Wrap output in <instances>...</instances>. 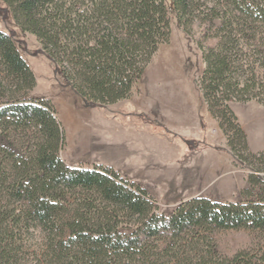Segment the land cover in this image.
<instances>
[{
  "label": "trees",
  "instance_id": "trees-1",
  "mask_svg": "<svg viewBox=\"0 0 264 264\" xmlns=\"http://www.w3.org/2000/svg\"><path fill=\"white\" fill-rule=\"evenodd\" d=\"M0 1L18 27L37 38L85 102L109 104L128 97L158 46L170 38L168 0H77L76 9L59 0ZM193 1L171 0L184 27L194 16ZM225 1L207 5L218 41L201 46L205 66L198 85L229 151L246 162L236 148L238 144L248 153L246 136L229 102L254 99L264 104L259 97L264 86L256 80L257 68L264 69V53L251 61L240 49L245 32H253L254 38L263 33L256 42L264 46V0ZM34 86L35 77L12 35L0 30V130L31 131L32 141L24 156L0 145L6 160L0 164V198L4 190L6 199L0 203V264H13L9 228L21 219L44 226L48 252L43 255L56 257L57 264H264V256L245 251L219 255L212 237L220 229L264 228L263 196L246 202L197 196L182 201L168 217L156 213L147 192L113 169L71 167L60 159L61 123L50 102L29 96ZM63 189L80 192L66 217L58 213L67 202L59 194ZM122 223L131 226L130 233L119 230ZM63 227L67 235L51 239ZM154 237L155 243L149 240Z\"/></svg>",
  "mask_w": 264,
  "mask_h": 264
},
{
  "label": "rangeland",
  "instance_id": "rangeland-1",
  "mask_svg": "<svg viewBox=\"0 0 264 264\" xmlns=\"http://www.w3.org/2000/svg\"><path fill=\"white\" fill-rule=\"evenodd\" d=\"M76 1L59 0V3H64L66 7L74 4L76 9ZM218 1L222 5L226 4L225 0H194L193 3L197 5L194 8V16L188 18L192 19L191 23L184 27L178 22L171 8V0H168L171 29L169 41L158 46L129 96L109 104L85 102L77 95L61 70L41 50L37 38L22 31L10 10L0 1V30L12 35L18 51L35 77V86L29 91V96L47 100L56 110L64 133L58 156L65 164L78 168L106 166L116 171L122 179L130 181L112 167L113 163L110 162L119 163L120 160L118 161L115 155V159L112 157L108 147L112 146L113 139L122 140L121 129L126 120L156 126L160 123L163 156L166 152L172 153V156L169 155L170 159L176 162V171L173 168H168L167 172L162 171V182L159 188H156L155 196L139 182L130 181L147 192L156 207V213L168 217L182 201L197 196L220 202H246L264 197V104L254 99L229 102L246 136L248 153L242 151L240 145L237 144L236 147L238 155L247 157L244 162L229 151L225 134L217 119L208 113L198 85L205 66L201 46L209 48L218 41V31L214 26L216 21H213L210 28L211 22L209 16H206L207 5L210 7ZM242 37L245 45L239 47L242 49L240 53L246 60H258L261 55L259 53H264V46L258 45L256 39L263 37V33H256L254 38L253 32H245ZM256 74V80L264 86V69L257 68ZM259 89L261 90V87ZM262 91L259 92V97H264V87ZM179 118L187 120L185 132L193 137L182 136L169 127L170 122L175 123ZM30 133L31 131L15 134L13 131L0 130V145L12 149L16 155L24 156L28 151L27 147L32 143ZM198 134H201V137H196ZM209 149L218 153L225 151L230 155L232 167L229 173H220L205 183H197L190 171L184 176L178 174L183 164L195 167L194 162L205 161L202 157ZM5 161L2 160L0 150V164L4 166ZM251 166L259 171L252 170ZM251 175L255 177L252 182L249 181ZM144 177L142 172L141 179ZM144 182L150 185V188L153 186L149 180ZM59 194L64 195L67 202H62L64 206L58 208V213L66 217L73 212L74 198H79L80 192L71 193L63 189ZM1 195L0 203H4V190H1ZM12 203L17 205L15 200H12ZM130 227L127 223H122L119 230L122 233H130ZM9 230L10 236L13 234L10 239L11 251L15 254L14 257L13 253L10 255L13 264H57L56 257L50 255L46 256V259L43 255L48 252L47 230L44 226L21 219L19 224L14 223ZM61 235H67L66 228L56 230L50 237L52 239ZM212 237L214 248L219 255L232 256L236 252L245 251L259 259L264 256V228L220 229L214 231ZM149 240L156 242L155 237ZM75 242L74 240L70 244L72 248L76 245Z\"/></svg>",
  "mask_w": 264,
  "mask_h": 264
},
{
  "label": "crops",
  "instance_id": "crops-1",
  "mask_svg": "<svg viewBox=\"0 0 264 264\" xmlns=\"http://www.w3.org/2000/svg\"><path fill=\"white\" fill-rule=\"evenodd\" d=\"M186 121L185 119L179 118L175 123L170 122L169 127L182 136H188L189 134L184 129V126L187 125ZM140 124L137 121L126 120L121 129L122 140L113 139L112 146H109L106 141V146H109L108 148L111 151L112 157L115 155L117 157L116 159L118 161L120 160L119 163L110 162L113 163V166L111 164L109 165L130 181L139 182L143 187L151 191V193H154L153 196H155L157 195L155 193L156 188H159V184L162 182V171L165 172L168 168H173L176 171V162L170 159V155L172 156L171 152H166L163 156L161 124L158 123L157 126L146 122L145 124ZM201 134H198L196 137H201ZM173 152L175 153V150ZM202 159L205 160L202 163H197L198 161L194 162L195 167L190 164H183V168L178 174L184 176L187 171H190L194 175V180L197 179V183H202V181L205 183L209 179L217 177L220 173H229L232 167V159L225 151L224 153H218L216 150L209 149L204 153ZM142 172L145 175L143 179H141ZM156 174L160 175L157 177ZM146 180L152 182L153 186L151 185V188L150 185L145 184L144 181ZM162 188H164L163 185Z\"/></svg>",
  "mask_w": 264,
  "mask_h": 264
}]
</instances>
